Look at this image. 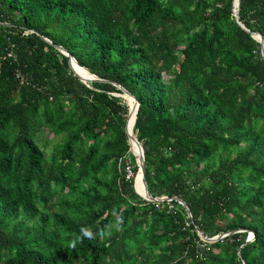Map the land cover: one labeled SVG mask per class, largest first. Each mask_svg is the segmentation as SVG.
I'll use <instances>...</instances> for the list:
<instances>
[{"label":"trees","instance_id":"trees-1","mask_svg":"<svg viewBox=\"0 0 264 264\" xmlns=\"http://www.w3.org/2000/svg\"><path fill=\"white\" fill-rule=\"evenodd\" d=\"M235 1L0 0V264H264V0H239L249 31ZM126 119L191 217L135 191Z\"/></svg>","mask_w":264,"mask_h":264},{"label":"water","instance_id":"water-1","mask_svg":"<svg viewBox=\"0 0 264 264\" xmlns=\"http://www.w3.org/2000/svg\"><path fill=\"white\" fill-rule=\"evenodd\" d=\"M238 10H239V0H237V5H236V8L234 7L233 9V15H234V18H235V21L242 27L244 28L246 31H249L238 19L239 17V14H238ZM0 24H7V23H4V22H0ZM252 34L258 38L259 42L261 43V54L264 58V38L263 36L259 33V32H252ZM44 40H46L47 42L51 43V41L46 38V37H43ZM59 51H61L63 54H65L67 57H68V65H69V68L72 70V72L77 75L81 81L83 82H86L78 73H76L73 69H72V62H76L78 64V66H81L77 61L76 59L65 49V47L61 46V45H58V44H55L54 45ZM83 68H85L90 74H92V77L89 79V81H93V80H100V81H107V82H110V83H113L115 86H117L118 88H120L123 92V94H125L126 96H128L129 98H131L133 100V107L135 108V116H134V120H135V117H136V110H137V106H138V101L137 99L135 98L134 95H132L126 88H124L122 85L112 81V80H109V79H104V78H100L98 77L97 75H95L94 73L90 72L85 66H81ZM129 115V113H128ZM128 115H127V118H128ZM125 131L128 135V140H129V143H130V146H131V143H132V140H135V142L137 143V145L139 146L140 148V151L141 153L138 154V153H135L131 150L132 154L135 156L136 158V162H137V165H138V170H137V173L140 171V175H141V185L145 191V194H141L138 192V190L136 189V185H135V178H134V189L135 191L140 194L143 198L147 199V200H154V201H163V200H171V199H174L176 200L177 202H179L185 209L187 215L189 217H191V212H190V209L188 207V205L186 204V202L184 200H182L181 198L177 197V196H173V197H167V196H161V197H153L151 195V193L149 192L148 188H147V184H146V180H145V177H144V171H145V160H144V150H143V147L142 145L138 142V140L132 136L131 134V131L129 130L128 126H127V119H126V123H125ZM131 149V147H130ZM195 230L197 231V233L199 234V236L204 239V240H207V241H214V240H217V239H220V238H223L224 236L230 234L231 232L233 231H226V232H222L220 234H217L215 235L214 237H206L203 235V233L200 231V229L195 226ZM240 231H243L245 229H239ZM254 238V233L253 231L251 230H248V235L246 237V240H245V243L246 242H249L251 241L252 239ZM238 255L241 256V253H240V250L238 249ZM243 264H246L244 261H243Z\"/></svg>","mask_w":264,"mask_h":264},{"label":"clouds","instance_id":"clouds-1","mask_svg":"<svg viewBox=\"0 0 264 264\" xmlns=\"http://www.w3.org/2000/svg\"><path fill=\"white\" fill-rule=\"evenodd\" d=\"M110 233H107L106 231H104L103 229H101L97 235L100 237V238H104L106 235H109ZM83 238H88V239H94L95 236L93 234V232L89 229H85V228H81V236L74 239L71 243V247H75L76 246V243L78 242H82V239Z\"/></svg>","mask_w":264,"mask_h":264},{"label":"built area","instance_id":"built-area-1","mask_svg":"<svg viewBox=\"0 0 264 264\" xmlns=\"http://www.w3.org/2000/svg\"><path fill=\"white\" fill-rule=\"evenodd\" d=\"M8 55H9V56H13V53H12L11 50L8 52ZM132 176H133V172H132L130 166L127 165V166L125 167V177H126V178H130V177H132Z\"/></svg>","mask_w":264,"mask_h":264},{"label":"bare ground","instance_id":"bare-ground-1","mask_svg":"<svg viewBox=\"0 0 264 264\" xmlns=\"http://www.w3.org/2000/svg\"><path fill=\"white\" fill-rule=\"evenodd\" d=\"M235 6H236V1H235ZM236 8V7H235ZM82 75H83V78L84 80H87L88 78V72L85 68L82 67ZM134 124V123H133ZM133 124L131 126V131H132V127H133ZM134 178H136V174L134 175Z\"/></svg>","mask_w":264,"mask_h":264},{"label":"rangeland","instance_id":"rangeland-1","mask_svg":"<svg viewBox=\"0 0 264 264\" xmlns=\"http://www.w3.org/2000/svg\"><path fill=\"white\" fill-rule=\"evenodd\" d=\"M43 135H49V137H51L52 136V134L51 133H49L48 132V130H44V132H43ZM40 141H42V140H40ZM41 143V142H40Z\"/></svg>","mask_w":264,"mask_h":264}]
</instances>
